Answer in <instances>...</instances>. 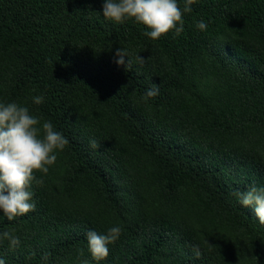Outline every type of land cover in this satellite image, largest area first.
Segmentation results:
<instances>
[{"label": "trees", "instance_id": "1", "mask_svg": "<svg viewBox=\"0 0 264 264\" xmlns=\"http://www.w3.org/2000/svg\"><path fill=\"white\" fill-rule=\"evenodd\" d=\"M102 4L0 0V102L28 107L69 141L47 174L34 173L35 210L12 221L0 212V233L20 238L15 249L0 240V259L264 264V223L233 195L264 187V0H196L184 31L156 40L133 20H106ZM118 48L130 70L115 63ZM152 84L159 94L146 101ZM110 122L129 140L127 159L135 147L146 169L113 155ZM113 226L121 235L95 261L86 233Z\"/></svg>", "mask_w": 264, "mask_h": 264}, {"label": "clouds", "instance_id": "2", "mask_svg": "<svg viewBox=\"0 0 264 264\" xmlns=\"http://www.w3.org/2000/svg\"><path fill=\"white\" fill-rule=\"evenodd\" d=\"M196 0H184L181 9L178 0H103L102 15L106 20L123 23L133 20L143 25L147 31L144 35L156 40L169 32L179 36L184 31L183 16L192 11L191 5ZM199 30H206L204 20L196 23ZM129 53L118 48L114 53L115 63L131 69L132 62L127 58ZM127 58V62L125 61ZM137 63L143 64L145 59L137 55ZM159 94V87L152 84L146 89L143 99L149 100ZM33 103H43L42 95L34 96ZM69 143L61 131L55 129L51 121L41 122V118L33 115L29 108L15 101L0 102V212L8 221L24 216L35 210L33 202L32 182L36 180L35 172L47 174L57 158ZM90 147L97 149L100 145L90 141ZM42 184V180H36ZM243 207H254L255 216L264 223V187L251 185L245 191H234ZM119 226L110 227L106 234L95 231L86 233L88 251L95 261H102L109 255V245L121 235ZM0 240H7L9 247L15 249L20 245V238L11 231L0 233ZM199 256V252H196ZM50 253L42 254V261L49 259ZM78 256H83L79 250ZM0 264H5L0 259ZM87 264V261H84Z\"/></svg>", "mask_w": 264, "mask_h": 264}, {"label": "rangeland", "instance_id": "3", "mask_svg": "<svg viewBox=\"0 0 264 264\" xmlns=\"http://www.w3.org/2000/svg\"><path fill=\"white\" fill-rule=\"evenodd\" d=\"M106 130L104 131L103 128H101L104 131V134L111 139L110 142V147H111V152L113 153V155L115 154L116 156L118 154L123 153L125 155L124 159L126 161L127 156H128V152L131 149V145L128 142L129 140L123 135V133L121 132V130H119V127L117 126L116 123L114 122H110L107 125ZM133 151H134V156L133 157H129L127 159L128 163H131L134 168L137 169V171H140L141 169H146L147 168V159H144V155L143 153L139 152L135 147H133ZM263 158H264V153H263ZM170 209L173 210L174 214L177 216L176 217V221L180 222V221H185L184 216L187 215V213H184L185 215H182L183 213V209L180 208V211H176V205H170L169 206ZM187 221L188 218L187 216H185ZM191 220L195 221L192 217L188 216ZM198 221V220H196ZM199 222V221H198ZM187 223V222H186ZM201 223V222H200ZM188 224V223H187ZM198 231L200 232V224H197L195 226Z\"/></svg>", "mask_w": 264, "mask_h": 264}]
</instances>
